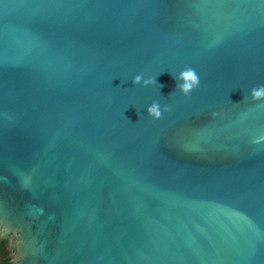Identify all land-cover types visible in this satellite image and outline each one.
I'll return each mask as SVG.
<instances>
[{"label":"water","instance_id":"95a60500","mask_svg":"<svg viewBox=\"0 0 264 264\" xmlns=\"http://www.w3.org/2000/svg\"><path fill=\"white\" fill-rule=\"evenodd\" d=\"M254 92L264 0H0L11 264H264Z\"/></svg>","mask_w":264,"mask_h":264},{"label":"clouds","instance_id":"9594fccd","mask_svg":"<svg viewBox=\"0 0 264 264\" xmlns=\"http://www.w3.org/2000/svg\"><path fill=\"white\" fill-rule=\"evenodd\" d=\"M140 77H137L135 82L139 83L140 82ZM179 79L183 80L184 83L181 87V90L185 93L188 94L190 93L195 87L198 86L199 84V78L196 75V73L189 69L187 71H184L181 73ZM145 83H150V81H145ZM262 94L261 92H254V97L259 98ZM149 115L153 117V119H160L161 117V112L159 111V106L157 104H153L149 109H148Z\"/></svg>","mask_w":264,"mask_h":264},{"label":"trees","instance_id":"16d2710c","mask_svg":"<svg viewBox=\"0 0 264 264\" xmlns=\"http://www.w3.org/2000/svg\"><path fill=\"white\" fill-rule=\"evenodd\" d=\"M0 264H11V256L6 247V241H0Z\"/></svg>","mask_w":264,"mask_h":264},{"label":"flooded vegetation","instance_id":"af4514ba","mask_svg":"<svg viewBox=\"0 0 264 264\" xmlns=\"http://www.w3.org/2000/svg\"><path fill=\"white\" fill-rule=\"evenodd\" d=\"M1 241V240H0ZM8 250V249H7ZM8 252H9V250H8Z\"/></svg>","mask_w":264,"mask_h":264}]
</instances>
